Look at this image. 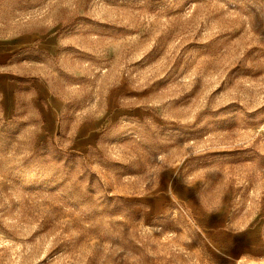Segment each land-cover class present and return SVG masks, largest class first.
I'll use <instances>...</instances> for the list:
<instances>
[{"label":"rangeland","instance_id":"rangeland-1","mask_svg":"<svg viewBox=\"0 0 264 264\" xmlns=\"http://www.w3.org/2000/svg\"><path fill=\"white\" fill-rule=\"evenodd\" d=\"M0 264H264V0H0Z\"/></svg>","mask_w":264,"mask_h":264},{"label":"crops","instance_id":"crops-1","mask_svg":"<svg viewBox=\"0 0 264 264\" xmlns=\"http://www.w3.org/2000/svg\"><path fill=\"white\" fill-rule=\"evenodd\" d=\"M8 52H9L8 48L2 47V45H0V67H3L6 65L5 61H3L2 59H4V57H6ZM4 74H5V72L1 70L0 71V85H4L6 82Z\"/></svg>","mask_w":264,"mask_h":264}]
</instances>
